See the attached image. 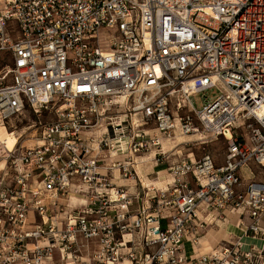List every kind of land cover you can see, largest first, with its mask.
Segmentation results:
<instances>
[{"label":"built area","instance_id":"1","mask_svg":"<svg viewBox=\"0 0 264 264\" xmlns=\"http://www.w3.org/2000/svg\"><path fill=\"white\" fill-rule=\"evenodd\" d=\"M24 111L29 142H0V264H264V0H0V124ZM200 129L223 163L182 159L146 200L114 182ZM229 213L240 233L201 251Z\"/></svg>","mask_w":264,"mask_h":264},{"label":"rangeland","instance_id":"2","mask_svg":"<svg viewBox=\"0 0 264 264\" xmlns=\"http://www.w3.org/2000/svg\"><path fill=\"white\" fill-rule=\"evenodd\" d=\"M218 88L219 87H212L210 89H207L204 93L192 94L189 97L191 104L196 109L201 108L207 100L213 99L220 93ZM124 112L125 109L123 105L121 107H113L105 112L103 116L104 118L101 122L104 125L106 122H108V119L110 117L114 116L124 118ZM34 120L35 116H33L30 112L24 111L23 113L11 118L10 123L12 124V126L10 127V129H6V131L10 133L12 132L13 138L18 137L20 140L19 143H22L23 141H25V143H28L29 141L27 140V137H30L33 134L32 131L34 129L32 130V128H34V126L32 123L34 122ZM154 126L155 125L152 122H148V124L144 125L148 136L153 135L156 132L155 130H153ZM226 150L227 140L224 136H216L211 132H206L201 129L199 130V132L188 134H182L179 132V130L171 131L169 135L160 134L159 145H151L147 151L131 154L135 160L134 164L137 165L134 167L136 168L137 176H135L134 171L132 170V175L128 180V189L133 186L135 187V191L133 193L130 192L131 194H134L137 191L139 192V196L142 200L149 199L150 196L157 194L158 190L166 189L169 187V184L172 180L169 167L173 164L185 158L197 159L204 154L212 155L214 161L217 164H220L224 161ZM159 152H162L163 155H159ZM155 162H157V166L165 170L157 173L156 165L153 166ZM254 169L256 168L254 167ZM146 172H151V174L147 175ZM139 176L140 180L137 179L139 178ZM81 198L84 199L83 204L73 203L72 206L84 205L86 203V196L78 197V201L82 200ZM138 202L135 201L134 204H138ZM224 223L226 224V222ZM211 228H213V230H225L226 226H222L221 223L217 225L215 221L214 224L209 225L207 229L211 230ZM229 233L230 232H228V234ZM231 233L239 234L240 231L238 230L237 232V230H231ZM228 234L226 235V237L228 236ZM226 237H220L219 239ZM205 238L202 240L203 244L201 251L209 250L205 248ZM219 239H217L216 241H218ZM84 251L83 253H85ZM55 258L56 259L54 261V264H58L59 260L57 258V255ZM124 264L129 263L126 262Z\"/></svg>","mask_w":264,"mask_h":264},{"label":"crops","instance_id":"3","mask_svg":"<svg viewBox=\"0 0 264 264\" xmlns=\"http://www.w3.org/2000/svg\"><path fill=\"white\" fill-rule=\"evenodd\" d=\"M134 165V167L135 166H137L136 164H133ZM154 165H156V169H157V173H160V172H162V171H164L165 169H163V168H161V167H159V166H157V162H155L154 164H153V166ZM153 166H152V169H153ZM135 170H136V168H135ZM115 174H117V171H115ZM146 174L147 175H150L151 174V172H146ZM137 179H139L140 180V176H139V178H137ZM113 180L115 181V183H117V184H124V185H126V188H127V190L129 191V193L130 192H134L135 190V187H133V186H131L129 189H128V180H129V178H119V177H117L116 176V178H113ZM78 197H74V196H71V199H70V202L73 204H83V202H84V200H83V198H81L82 200H80V201H78L79 199H77ZM232 214L231 213H229V219L227 218L225 221H223V220H216V224L218 225V224H220L221 223V225L222 226H226V228H225V230L223 229V233L222 234H220V235H216V236H214V237H209V233H210V231H212L213 230V228H211V230L209 229L208 230V232H207V234H206V238H205V240H204V242H205V248L206 249H211V245H215L217 242H219L221 239H219L220 237H226V235L228 234V232H231V230L233 231V230H235L234 229V227H236V226H233L232 228H230V229H227V227H229L231 224H232V218L234 217V216H231ZM233 215H235V214H233ZM224 222H226V224L224 223ZM224 224V225H223ZM236 228H238V227H236ZM214 231H216V230H214ZM237 232H238V229H237ZM217 239H219L218 241H216ZM216 242V243H215ZM126 263V262H125Z\"/></svg>","mask_w":264,"mask_h":264},{"label":"bare ground","instance_id":"4","mask_svg":"<svg viewBox=\"0 0 264 264\" xmlns=\"http://www.w3.org/2000/svg\"><path fill=\"white\" fill-rule=\"evenodd\" d=\"M6 129H8V128H6L4 125L0 124V142L5 143L8 148H11L16 142L19 141V138L18 137L13 138V136H12L13 133L12 132L10 133V132L6 131ZM231 216H234L232 218V224L229 227H227V229H230L233 226L237 227V225H236V221H237L236 215L232 214ZM236 227H234L235 230L238 229ZM222 233H223V229H219V230L217 229L216 231L212 230L209 233V237L211 238V237H214L216 235H220Z\"/></svg>","mask_w":264,"mask_h":264}]
</instances>
